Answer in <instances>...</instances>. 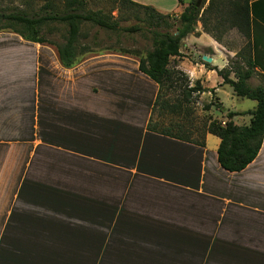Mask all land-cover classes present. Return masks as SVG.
Listing matches in <instances>:
<instances>
[{
    "label": "crops",
    "instance_id": "crops-1",
    "mask_svg": "<svg viewBox=\"0 0 264 264\" xmlns=\"http://www.w3.org/2000/svg\"><path fill=\"white\" fill-rule=\"evenodd\" d=\"M131 1L176 18L186 7ZM244 45L236 27L219 41L201 22L183 41L192 60L178 68L207 89L201 102L215 97L224 111L221 95L237 98L217 70L243 66ZM251 46L255 87L264 0L252 8ZM158 92L137 57L105 51L65 68L55 46L0 33V264H264V141L245 169L227 171L217 136L201 146L148 129ZM256 105L230 109L233 121L250 124ZM214 109L204 112L227 120Z\"/></svg>",
    "mask_w": 264,
    "mask_h": 264
},
{
    "label": "trees",
    "instance_id": "trees-1",
    "mask_svg": "<svg viewBox=\"0 0 264 264\" xmlns=\"http://www.w3.org/2000/svg\"><path fill=\"white\" fill-rule=\"evenodd\" d=\"M43 1L44 4L37 11L32 8L24 10L19 6L11 9L1 6L0 33L11 32L26 41L53 45L57 48L62 66L72 68L82 57L94 53L91 47L81 44V39L86 37L83 33L85 24L89 23L114 33H137L142 30L141 26L122 27L118 19L112 15V11L118 10L120 13L121 8L141 9L147 17V26L152 28V48L143 54L136 50L115 53L137 57L139 70L159 85L148 129L201 146L205 145L206 134L217 136L220 139L219 163L230 172L242 171L257 157L264 141V85L253 87L249 84L256 67L252 60L251 46L252 8L256 0H202L199 7L196 6L197 0H178L186 7L177 19L159 13L151 6L131 0H110L113 4L110 13L101 9H88L87 0H64L62 8H59L53 0ZM25 3L29 7L33 2L28 0ZM198 22L202 23L204 32L211 34L216 40L222 41L224 33L232 27H236L245 38L244 48L236 54V58L243 57L245 64L242 66L237 59H230L229 66L217 72L223 79V84L229 85L237 97L251 99L256 101L257 105L254 110L245 112L252 116L249 125H237L233 118L240 113L236 112H229L226 121L209 116L203 128L202 140H193L189 134L191 128L178 124L177 133L171 131L172 125L159 129L157 123L153 122V115L157 109L161 112L174 113L178 110L180 112L183 103L190 104L207 91L200 82L190 86L188 75L178 68L176 61L172 63L174 59L179 62L182 57V43L189 35H195ZM51 24L64 26L65 32L61 35V41L48 38L47 33L51 32ZM164 27L166 29L162 31ZM173 28L175 32L172 31ZM178 83L185 85L181 92L183 103L172 104L164 99V90L174 88ZM209 91L214 93V89ZM221 106L219 100L215 98L205 104L203 110L209 111L213 107L220 109Z\"/></svg>",
    "mask_w": 264,
    "mask_h": 264
},
{
    "label": "rangeland",
    "instance_id": "rangeland-1",
    "mask_svg": "<svg viewBox=\"0 0 264 264\" xmlns=\"http://www.w3.org/2000/svg\"><path fill=\"white\" fill-rule=\"evenodd\" d=\"M28 0H3L0 2L1 6H6L9 9L20 7L24 10H30L31 8L34 11H37L43 4V0H31L33 3L28 7L25 2ZM30 1V0H29ZM55 4L62 8L64 4V0H53ZM87 8L90 10H99L106 13H110L113 10V4L110 0H87ZM120 13H118V10L112 11V15L118 19L120 22V25L122 27L132 26V25H139L142 27V30L137 33H126V32H120V33H114L111 31L103 30L101 28L95 27L91 24H85L83 33L86 34V37L81 39V44L87 45L91 47L94 51V53H100V52H120V51H139V53H145L147 50H150L153 45V35H152V28L148 27L146 24V15L144 14V11L137 8H121ZM177 19L176 17H173ZM175 23V22H174ZM166 28L164 27L161 29L164 31ZM51 32L47 33V36L51 40L55 41H61V35L65 32V28L63 25H57V24H51L50 25ZM175 32V28L172 30ZM226 42L230 46H236L239 44V39L236 37L235 34H230L228 32L226 37ZM244 44V41H243ZM183 46V43H182ZM244 48V46L242 47ZM241 48V49H242ZM93 54V53H91ZM189 58L192 60L187 54L183 53L182 59ZM178 61L176 59L172 60V63ZM188 80L190 86H193L195 84V81H192L190 77L188 76ZM184 84L178 83L174 88H165L164 93V99L166 101H169L170 103L178 104L183 103L182 102V96L181 92L184 88ZM223 98L224 105L227 110L220 111L217 109H214L212 112L215 117L222 118L226 117L229 110L233 111V109H244L249 108L250 106H253V103L256 105V102L251 99L246 98H239L234 97V99L227 96L223 93L221 95ZM200 98V97H199ZM193 100L192 103L186 104L183 103V108L180 112L179 110L170 113L165 111L156 110L153 115V122L157 123L158 128H168L170 125L173 127L171 128V131L173 133H177V125L183 124L188 128H191V131L189 129L190 137L193 140H202L203 137V128L204 125L208 121V115L203 110V106L206 103V101H202L200 99ZM215 100V97L211 101ZM214 108V107H213ZM237 123L240 126H245L249 124V118L247 115L239 116L237 117Z\"/></svg>",
    "mask_w": 264,
    "mask_h": 264
},
{
    "label": "water",
    "instance_id": "water-1",
    "mask_svg": "<svg viewBox=\"0 0 264 264\" xmlns=\"http://www.w3.org/2000/svg\"><path fill=\"white\" fill-rule=\"evenodd\" d=\"M201 4H202V0H197V2H196V6L199 7V6H201ZM203 59H204L205 61H207V62H211V58H208V57H206V56H204Z\"/></svg>",
    "mask_w": 264,
    "mask_h": 264
}]
</instances>
